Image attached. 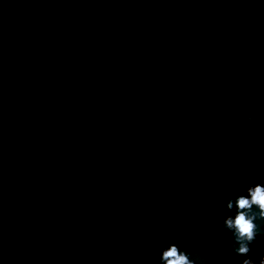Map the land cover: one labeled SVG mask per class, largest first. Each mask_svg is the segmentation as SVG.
Returning a JSON list of instances; mask_svg holds the SVG:
<instances>
[{
  "label": "water",
  "instance_id": "obj_1",
  "mask_svg": "<svg viewBox=\"0 0 264 264\" xmlns=\"http://www.w3.org/2000/svg\"><path fill=\"white\" fill-rule=\"evenodd\" d=\"M256 183L264 0H0V264H241Z\"/></svg>",
  "mask_w": 264,
  "mask_h": 264
},
{
  "label": "clouds",
  "instance_id": "obj_2",
  "mask_svg": "<svg viewBox=\"0 0 264 264\" xmlns=\"http://www.w3.org/2000/svg\"><path fill=\"white\" fill-rule=\"evenodd\" d=\"M227 208L236 209L235 215H229L224 224L232 230L234 241L238 245L234 251L246 257L241 264H264V255L260 256L258 261L248 256L251 244L261 231L257 222L264 218V184L256 183L249 186L247 194L238 195L235 200L230 199ZM159 258L164 264H195V261L189 260L187 253L181 251L175 243L164 248Z\"/></svg>",
  "mask_w": 264,
  "mask_h": 264
}]
</instances>
